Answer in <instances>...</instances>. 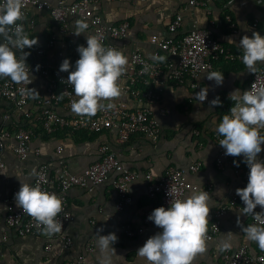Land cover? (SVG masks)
<instances>
[{
  "label": "crops",
  "instance_id": "obj_1",
  "mask_svg": "<svg viewBox=\"0 0 264 264\" xmlns=\"http://www.w3.org/2000/svg\"><path fill=\"white\" fill-rule=\"evenodd\" d=\"M46 1L55 3L54 0ZM189 1L97 0L93 10L107 24L116 25L122 22L129 24L127 37L116 42L117 47L127 58L133 51L139 50L147 59L152 60L151 56L155 50V46L150 42L152 37L180 38L193 27L206 26L210 20L215 21L213 38L233 53L242 55L238 45L243 36L251 37L253 32L264 36V0H234L229 3H225L224 0H195L199 3L197 6H189ZM227 13L231 14L235 22V33L229 29L225 20ZM177 14L182 16V27L172 35L167 31V26ZM31 20H33L32 28L29 27ZM255 22L257 27L254 28L252 25ZM23 27L30 38L38 39V45L43 40H46L47 44L48 40L54 37L55 44L46 50L43 60L49 66L55 64L67 39L58 36L56 24L48 14L31 8ZM75 36L77 39L73 38L72 42L86 44V34ZM229 38L232 41H229ZM24 51L29 52L27 49ZM17 54H20L19 51ZM160 56L166 58L164 61L170 58L165 53H161ZM230 62L234 61L220 58L214 63V71L224 74V81L220 86H217L215 81L207 80V72H204L195 82V88L190 87L189 80L182 85L171 83L163 88L161 102L150 107L152 116L158 120L162 129L161 137L155 143L142 135H135L126 144L118 146L114 143V134L108 131L100 134L67 131H58L52 135L39 133V126L33 123L36 113L33 107L29 106L22 111L14 112L10 102L0 100L2 129L11 135L19 129L33 132L31 151L24 161H19L15 157L13 138L10 137L5 141L2 156L5 167L0 170V264H100L102 255L97 248L96 233L101 228L103 231L100 235L115 233L118 237L113 245L115 252L111 253L112 264H148L145 258L140 257L136 252L148 238L161 229L155 225H146L144 232L134 238L125 236L123 230V226L127 225L133 228L142 226L145 213L159 206L158 197L147 194V185L143 177L131 184L132 203L122 211H117L115 208L116 198L111 180L93 188L92 191L70 189L67 202L72 220L63 229V233L70 236L73 241L68 249L60 247L53 241L50 251H47L45 247L52 240L50 236L41 233L19 237L6 226L5 199L13 189L20 188L21 182L29 185L32 183L38 165H47L51 177L57 176L62 168L78 174L98 160V147L103 144L109 146L131 171L140 173L141 176L151 173L154 177H159L169 166L186 170L189 165L198 163L199 171L186 175L190 185L196 186L198 190L188 191L186 195L209 190L211 200L208 228L213 221L214 211L227 203L236 189L243 188L232 170L219 171L214 166V158L220 145L213 135L222 118L218 114L220 111L217 106L212 107L210 101L219 97L221 102H230L231 107L234 106L235 102L229 97L230 94L236 89L242 94L247 89L253 74L258 69L264 68V62H257L255 72L249 73L242 60L236 61L235 64ZM118 83L120 84L119 81ZM205 87L209 88L208 96L204 102H200L196 99L195 93ZM120 100L129 108L136 107L134 99L129 97L119 96L113 98L112 102L115 104ZM101 102L108 103L107 100ZM160 106L165 109L164 116L159 114ZM28 111L32 113L30 119L25 117ZM228 114L230 115V112ZM70 115L76 114L70 111ZM4 116H8L5 121ZM60 145L63 146L64 151L57 154L56 148ZM35 150H39V155L35 154ZM261 153L258 154V158ZM237 158L243 159L242 156ZM218 189H223V193L217 195ZM259 208L260 206H257L256 209ZM221 221L219 233L212 241L206 242L205 251L197 253L192 264H220V254L224 250L222 245L225 242L230 244L228 248L230 250L246 243L253 252H264L259 249L256 242L249 241L242 231L244 227L251 225L250 217L244 215L243 209L230 208ZM4 234L7 236L5 241L2 239ZM87 244L91 247V253L80 263L79 257L84 255Z\"/></svg>",
  "mask_w": 264,
  "mask_h": 264
},
{
  "label": "built area",
  "instance_id": "obj_2",
  "mask_svg": "<svg viewBox=\"0 0 264 264\" xmlns=\"http://www.w3.org/2000/svg\"><path fill=\"white\" fill-rule=\"evenodd\" d=\"M96 1L74 0L67 2L65 0H54L55 3H51L46 0H23L22 12L24 18L20 23H25L28 11L31 8L37 11H45L53 23L56 24L58 36L67 39V43L62 46V50L52 66L46 64L43 56L46 50L55 44L54 37L48 40L45 48L37 44L31 49H27L30 56L27 58L26 64L28 65L27 70L31 72L32 80L17 84L9 78L0 79V100L10 102L14 112L22 111L29 106L33 107L36 110L33 123L41 127L45 134L52 135L58 131L100 134L108 131L114 134V143L118 146L126 144L135 135H142L155 143L161 137L162 129L158 120L152 116L150 107L161 102V92L168 83L182 85L186 80H189L190 87L195 88V82L199 76L204 72L214 71V63L220 58L229 61L242 60V55L233 53L213 38L214 20H210L204 27H193L180 38L158 39L152 37L150 42L155 46L153 54L160 56L161 53H165L170 58L164 62L153 61L147 59L139 50H135L127 58L128 64L118 80L120 82L121 97L134 99L135 108H129L125 102L120 100L115 103L113 110H101L92 117L78 114L70 115L71 102L78 99V97L75 96L72 85L67 82L68 72H61L59 69L64 59H69L73 68L75 62L79 59L77 48L82 44L78 41L72 42V39L76 38L74 34L75 21L84 20L87 22L86 33L96 36L105 48L114 47L120 50L116 42L127 37L129 31L127 22L116 25L105 23L93 10ZM231 1L234 0H226L227 3ZM197 5L199 3L195 0L189 1V6ZM225 20L229 25V29L235 33L236 25L231 14L227 13ZM252 26L257 27V22L253 23ZM29 27H33V20L29 21ZM181 27L182 16L177 14L168 24L167 31L175 35ZM84 46H87V44ZM145 68H147V71H145ZM253 84L257 87L264 86V69L260 68L253 74L246 90H250ZM159 114L164 116V107L160 106ZM31 115L32 113L29 111L25 113L27 119H30ZM3 119L5 121L8 116H4ZM259 134L264 136V131H259ZM32 136L33 132L29 130L19 129L11 135L0 127V170L5 167L2 156L6 139L13 138L15 157L19 161H24L31 151ZM213 137L218 143L222 139L217 133H214ZM63 151L61 145L56 148L57 154H61ZM224 153L225 150L220 146L214 158V166L219 171L232 170L243 188L246 187L249 169L244 163L242 164L243 159L226 156ZM35 154L39 155V150H35ZM259 159H264V151ZM198 171L199 164L195 163L189 165L186 170L169 166L159 177H154L151 173H145L141 176L140 173L131 171L119 160L117 154L104 144L98 147V160L88 165L78 174L70 173L66 168H62L57 176L51 177L47 165H38L30 185H39L43 191L55 193L62 201V211L55 218L62 223V230L50 236L52 240L46 245L45 250L50 251L53 241L65 249L70 248L73 244L72 238L63 233V229L72 220L67 202V194L70 189L80 188L92 191L93 188L111 180L116 198L115 208L117 211H122L132 203L131 184L143 177L147 185V194L151 197H158L160 206L167 208L171 198L181 199L188 191L198 190L196 186L190 185L186 178L188 173L195 174ZM18 191L19 188L13 189L4 201L6 204L5 223L7 228L14 231L19 237L43 233V226L35 218L17 207L14 194ZM204 191L209 193L208 189ZM243 207V202L235 191L227 203L214 211L213 221L207 228L206 242L212 241L219 233L221 219L230 208L243 209ZM153 210L145 213L142 226L136 228L128 225L123 226L125 236L134 238L144 232V226H153L154 223L148 220V216ZM254 211L260 212L261 208ZM248 216L251 225L257 224L264 227V225H259L253 216ZM6 238L7 236L4 234L3 241ZM90 251L91 247L87 244L84 255L79 257L80 263L84 261L86 255H90ZM220 264H264V252L255 253L248 244L243 243L234 250L224 249L220 254Z\"/></svg>",
  "mask_w": 264,
  "mask_h": 264
},
{
  "label": "clouds",
  "instance_id": "obj_3",
  "mask_svg": "<svg viewBox=\"0 0 264 264\" xmlns=\"http://www.w3.org/2000/svg\"><path fill=\"white\" fill-rule=\"evenodd\" d=\"M22 8L23 0H0V79L9 78L17 84L32 80L26 64L30 52L24 50L38 43L36 37L29 38L20 23L24 18ZM87 28L88 23L84 20L75 21L74 34H86L87 46H78L79 59L74 68L69 59H64L59 70L68 72L67 82L78 97L71 102V111L92 117L98 111L115 108L112 99L121 96L118 80L125 71L128 59L121 50L105 48L96 36L86 33ZM229 41H232L231 38ZM238 47L242 50L244 66L249 73L255 72L257 62H264V36L258 32H253L251 37L245 35ZM18 51L20 54H17ZM151 59L163 62L166 58L153 54ZM206 78L220 86L224 74L211 71L207 72ZM208 92V87L201 88L195 97L204 102ZM229 97L235 102L234 106L229 110L230 115H223L215 131L222 137L219 145L225 150L224 154L242 156V162L249 169L246 187L236 189V195L244 205V215H251L259 225H264V159L258 158V154L264 151V136L259 134V130L264 129V86L253 84L250 90L242 94L236 89ZM103 100L108 103L105 105L101 102ZM220 104L219 97L210 101L212 107ZM223 191L218 189L217 195ZM14 200L17 207L43 226L45 235L51 236L62 230V223L55 219L62 211V201L55 193L43 191L39 185L21 182ZM210 200L207 191H200L189 193L181 199L171 198L167 208L160 206L154 209L148 220L161 231L148 238L136 253L145 258L148 264H192L194 256L203 253L206 248ZM257 206H260V212L254 211ZM102 231L103 228L96 233L97 248L102 255L100 264H112L111 253L115 252L113 245L118 237L115 233L100 235ZM242 231L249 241L256 242L259 249L264 251V227L252 224ZM229 247L227 242L222 245L223 249Z\"/></svg>",
  "mask_w": 264,
  "mask_h": 264
},
{
  "label": "trees",
  "instance_id": "obj_4",
  "mask_svg": "<svg viewBox=\"0 0 264 264\" xmlns=\"http://www.w3.org/2000/svg\"><path fill=\"white\" fill-rule=\"evenodd\" d=\"M224 2L226 3V0H224ZM222 19V21H224V17H222L221 18ZM45 44H46V40H43V42L39 45V46H41L42 48H45ZM235 64V63H237L236 61H234V62H230V64ZM233 67V66H232ZM262 69H264V68H262ZM169 85H171V83H168ZM174 84V83H173ZM220 112H218V110H217V112H218V114H220L221 115V118L223 117V115H225V114H228V112H229V110H230V108H231V103L230 102H228V103H224V102H221V104L219 105V106H217L216 107ZM39 128V133H44L43 131H42V129H41V127H38ZM84 134V133H83ZM158 207H160V202H159V206ZM157 207V208H158ZM156 209V208H155Z\"/></svg>",
  "mask_w": 264,
  "mask_h": 264
}]
</instances>
